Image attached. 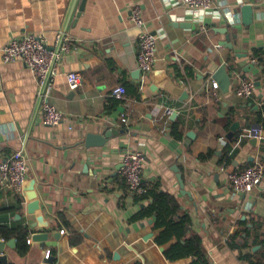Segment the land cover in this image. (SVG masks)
Wrapping results in <instances>:
<instances>
[{"label":"crops","instance_id":"obj_1","mask_svg":"<svg viewBox=\"0 0 264 264\" xmlns=\"http://www.w3.org/2000/svg\"><path fill=\"white\" fill-rule=\"evenodd\" d=\"M225 2L212 12L175 0H84L82 9V0H0V160L16 149L27 157L21 192L0 179V264H200L199 253L206 264H264V177L245 195L228 179L264 161V129L260 140L249 131L264 115V53H256L264 1ZM136 6L156 36L149 72L138 67ZM29 32L43 33L49 49L58 33L70 42L50 94L62 112L57 126L43 121L32 70L2 59L4 44ZM222 65L227 91L213 78ZM71 70L83 78L75 88ZM242 78L254 82L252 96L235 93ZM117 85L123 98L111 94ZM128 150L144 156L142 182L174 198L175 217L189 218L180 240L158 243L164 228L140 215L148 200L128 194L121 172ZM19 228L24 253L14 235L3 237ZM190 237L196 254L166 257Z\"/></svg>","mask_w":264,"mask_h":264},{"label":"built area","instance_id":"obj_2","mask_svg":"<svg viewBox=\"0 0 264 264\" xmlns=\"http://www.w3.org/2000/svg\"><path fill=\"white\" fill-rule=\"evenodd\" d=\"M170 3V0H167ZM226 0H175L189 9L217 12L219 3L225 4ZM262 2L264 0H256ZM219 2V3H218ZM244 0H235L236 4H243ZM172 3V2H171ZM131 19L134 26L139 29L138 67L143 72L152 70L156 54V36L144 29L145 21L141 16L140 7L136 6L131 11ZM57 47L49 49L46 36L43 33H24L11 37L2 47V59L5 62L21 60L29 67L37 82V100L42 111L43 121L50 126H57L62 120V112L51 101L50 94L54 86L56 75V63L62 51L70 49L68 37L56 34ZM256 61V58L252 59ZM68 85L77 87L83 81L79 71L71 70L65 74ZM213 89L218 84L212 81ZM255 88L254 82L242 78L235 87V93L240 96H252ZM125 88L117 85L111 90V94L117 98H123ZM173 108L166 107L165 112L171 114ZM125 119V118H124ZM252 137L260 140L263 129L260 125H254L249 129ZM144 156L141 152L128 150L123 154L121 172L126 182L127 192L131 197L140 195L147 190L142 182ZM27 157L22 149H16L6 160H0V179L7 182L14 192H21L26 181ZM264 177V161L254 160L245 168L231 171L228 174L230 186L236 194H248ZM264 194V190H263Z\"/></svg>","mask_w":264,"mask_h":264},{"label":"trees","instance_id":"obj_3","mask_svg":"<svg viewBox=\"0 0 264 264\" xmlns=\"http://www.w3.org/2000/svg\"><path fill=\"white\" fill-rule=\"evenodd\" d=\"M264 53L263 50L256 52L259 56L260 53ZM260 61L262 59L260 58ZM258 124L264 129V115L260 114ZM144 184V183H143ZM147 190L140 194L134 196L135 200L143 201L148 200V203L141 209L140 215L143 217H155V222L153 223V228L163 227V231L157 237L158 243H163L164 240L170 239L175 235L179 240L182 235L186 232V227L189 223V218L186 216L177 218L175 217L176 212V202L172 196L167 193L160 192L157 189L147 186ZM3 237L15 236L17 238V248L20 253H24L28 249L27 243V231L25 228H19L16 232H5ZM198 238L190 237L184 242H177L171 244L169 247L165 248V255L168 259H178L180 257H186L192 254H196L199 250ZM199 259L202 260L200 264H206L202 255L199 253ZM12 264V263H4ZM191 264H195L194 262Z\"/></svg>","mask_w":264,"mask_h":264},{"label":"water","instance_id":"obj_4","mask_svg":"<svg viewBox=\"0 0 264 264\" xmlns=\"http://www.w3.org/2000/svg\"><path fill=\"white\" fill-rule=\"evenodd\" d=\"M83 3H84V0H82V3H81V5H80V9H82V7H83ZM245 8H246V9H250V6H249V5H244V7H243L242 9H245ZM174 24H176V22H175ZM178 24H179V23L177 22L176 25H178ZM213 78H214L216 81H218L219 86H220L224 91H227V90H228V88H229V86H230V75H229L228 72L226 71V68H225L224 65L220 66V67L216 70V72L213 74ZM237 125H238L237 122H235V123L232 125V128L234 129V127L237 126ZM104 135H105V136H109V132H105ZM102 139H103V137H102ZM178 178H179V180H180V184H181V186H183L184 184H183V180H182L180 174H178ZM35 237H36V236H35ZM12 241H13V240H11L8 244H12V243H13ZM2 245H3V243L0 242V248H2ZM5 259H6V256H4V255H0V260H5Z\"/></svg>","mask_w":264,"mask_h":264}]
</instances>
